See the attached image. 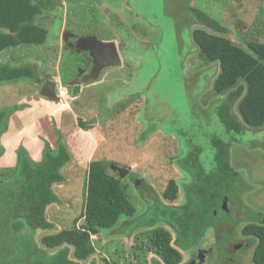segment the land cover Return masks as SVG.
Returning a JSON list of instances; mask_svg holds the SVG:
<instances>
[{"label":"rangeland","instance_id":"rangeland-1","mask_svg":"<svg viewBox=\"0 0 264 264\" xmlns=\"http://www.w3.org/2000/svg\"><path fill=\"white\" fill-rule=\"evenodd\" d=\"M41 1L45 11L36 24L48 31L45 43L7 50L0 55L1 63L36 66L37 85L52 80L68 87L78 70L87 65L86 50L75 46L73 38L113 41L119 46L122 60L121 65L106 67L96 80L82 84V91L69 103L70 108L57 106L55 117L44 114L42 108L36 111L42 115L39 121L34 112L25 117L18 114V119L11 112L12 136L5 141L3 156L9 165L18 149L33 157L38 146L57 141L60 133L72 153L73 161L64 170L67 180L56 187L62 204L48 209V219L55 230L45 235L74 227V221L83 214L88 165L102 159L110 163L108 173L122 181L137 214L92 237L94 260L97 264L104 260L111 264H162L152 249L151 231L167 229L172 233L174 246L179 248L174 228L164 221L171 211L168 206L178 207L186 202L185 184L192 181L188 170L216 173V138L230 144L229 164L237 174L233 189L237 205L244 210L235 212L234 220L264 222V126H245L236 105L233 113L241 123L239 132L225 130L216 108L226 95L213 89L218 64H208L191 38L195 29L209 31L195 23L193 10H197L225 26L228 32L223 36L243 49L251 41L264 43V0ZM112 17L124 28L117 29ZM4 31L0 28V32ZM68 35L71 36L65 42ZM27 83L0 85V111L29 109L25 103L34 101L19 100L34 88L35 84ZM239 85L245 87L244 81ZM77 118L96 131L98 149L77 133ZM16 143L17 149L13 147ZM188 161L193 167L185 166ZM172 180L180 192L178 200L171 204L163 193ZM82 224L80 219L76 226ZM241 228L238 224V240L243 239ZM207 242V246H212V238ZM180 251L181 264H190L193 254ZM252 251L247 264H253Z\"/></svg>","mask_w":264,"mask_h":264},{"label":"trees","instance_id":"trees-1","mask_svg":"<svg viewBox=\"0 0 264 264\" xmlns=\"http://www.w3.org/2000/svg\"><path fill=\"white\" fill-rule=\"evenodd\" d=\"M44 11L41 0H0V28L5 30L0 32V55L22 46L43 45L48 31L37 25L36 19ZM193 14L195 23L209 29L193 30V43L208 64H218L219 73L213 89L217 94L226 95L216 108L221 124L227 132H239L241 123L233 113V108L238 105L245 126L263 127L264 43L251 41L243 49L223 36L228 32L225 26L203 12L193 10ZM112 18L117 29L124 28L117 18ZM38 80L36 66L0 62V85L25 81L35 84ZM241 81L245 87L239 85ZM12 111L11 108L0 111V134L7 128ZM77 124L84 130L91 129L81 118ZM213 143L216 173L188 170L192 181L185 184L186 202L178 207L168 206L171 211L164 221L174 228L179 248L174 246L172 233L167 229L161 227L151 231L152 249L162 264H181L180 249L194 251L200 241L209 238L218 251L217 255L211 253L208 257L214 264H222L221 255L229 248L226 237L231 235L229 238L238 240V224L242 225L244 243L236 253L245 255V249L249 248L248 254L254 250L253 264H264V222L234 220V213H239L243 207L237 205L238 198L233 189L237 174L229 164L230 144L220 138L214 139ZM2 153L0 144V155ZM16 156L14 167L0 168V264H81L87 261L97 264L93 258L96 249L92 237L114 229L122 219L134 218L137 214L122 181L108 173L110 163L102 159L89 163L83 214L74 221V227L45 235L55 230L48 219V209L62 204L56 187L67 180L64 170L73 161L71 150L60 133L55 150L45 143L40 161L33 160L24 149H18ZM189 164L193 167L189 161L185 166ZM179 192V185L172 180L163 198L175 203ZM242 216L244 218V211ZM80 219L83 224L76 226ZM39 234L43 236L39 238ZM103 264L111 263L104 260Z\"/></svg>","mask_w":264,"mask_h":264},{"label":"water","instance_id":"water-1","mask_svg":"<svg viewBox=\"0 0 264 264\" xmlns=\"http://www.w3.org/2000/svg\"><path fill=\"white\" fill-rule=\"evenodd\" d=\"M70 36H65V42L68 41V37ZM73 40L75 46L83 47L86 50V57L92 63V68L87 75L81 78L79 71V75L70 84L72 95L77 96L81 91L82 84L90 80H96L104 68L119 66L122 64V60L119 54V46L113 41H100L96 37H76ZM56 89V83L52 80H47L40 88V96L58 104L60 100Z\"/></svg>","mask_w":264,"mask_h":264},{"label":"crops","instance_id":"crops-1","mask_svg":"<svg viewBox=\"0 0 264 264\" xmlns=\"http://www.w3.org/2000/svg\"><path fill=\"white\" fill-rule=\"evenodd\" d=\"M107 79H105V80H102L100 83H103L104 81H106ZM100 81V80H99ZM21 83V82H20ZM17 84V83H16ZM28 84V83H27ZM34 86V88L32 89L31 88V90H29V91H26L23 95H21V97H20V99L19 100H24V101H34L33 103L32 102H27V103H25V107H27V108H29L27 111H25V110H18L17 109V107L14 109V113H15V118H17V115L18 114H23L24 115V117L25 116H27L28 114H30V112H34V114L37 116L36 118H37V120L39 121V118L40 117H42V115L40 116H38V113L36 112L38 109H40L41 110V108H42V110L43 111H45L44 112V114L45 113H52V117H55L54 115H55V113H56V111H57V106H59L57 103H55V102H51V101H48V100H46L45 98H42L41 96H40V88H41V86L40 85H37V83H35V85H33ZM40 86V87H39ZM81 91H82V88H81ZM73 101V99H71L70 100V102H72ZM46 108V110L44 109V107ZM30 108H33L34 110H30ZM64 109H68L67 107L65 108V107H63ZM62 108V109H63ZM69 108H70V105H69ZM59 109V108H58ZM68 111V110H67ZM69 113V112H68ZM18 119V118H17ZM79 118H77L76 120H78ZM16 122H17V120H16ZM84 122H85V120H84ZM41 123L42 124H44L45 125V123L43 122V120L41 119ZM13 124V121H12V119H11V115L9 116V119H8V121H7V128L5 129V131H3L1 134H0V144L2 145V147H3V153L0 155V168H10V167H14L15 166V164H16V161H17V156L13 159V161L10 163V165L7 163V160L5 159V157H3L4 156V151H6L5 150V147H6V144H5V141H7V140H9V138L12 136V134H10V132L12 131V125ZM57 127V126H56ZM43 128V127H42ZM43 129H45V128H43ZM76 130V129H75ZM77 130H78V134L79 133H81V135H84L85 137H87L88 138V140L92 143V145H93V148L96 146L97 147V149H98V145L100 144L98 141H97V139L95 138V133H96V131H92L91 129H89V131L88 130H83V129H80V128H78L77 127ZM89 132H91L90 133V136H91V138L89 137ZM18 134L19 133H16V136H18ZM66 135V134H65ZM17 138H19V137H17ZM22 142V139H20L19 138V141H18V143H21ZM18 143H16L15 144V146H13L15 149H17L18 148V146H19V144ZM56 143H57V141H49V146L53 149V150H55V148H56ZM44 144V143H43ZM45 145V144H44ZM44 148L45 147H43L42 146V148H41V146H38L37 147V150H36V152H35V154L33 155V157H31L33 160H35V161H40L41 159H42V155H43V152H44ZM95 152L97 153V150H95ZM95 153V154H96ZM66 168H68V166L66 167ZM65 168V169H66Z\"/></svg>","mask_w":264,"mask_h":264},{"label":"flooded vegetation","instance_id":"flooded-vegetation-1","mask_svg":"<svg viewBox=\"0 0 264 264\" xmlns=\"http://www.w3.org/2000/svg\"><path fill=\"white\" fill-rule=\"evenodd\" d=\"M73 48L75 49V47H73ZM86 60H87V65L85 64L84 68L79 69L77 72L78 73L77 76H78L79 71H80V77L81 78L84 77V75H87L92 68L91 61L88 60L87 57H86ZM230 236L231 235H228V237H226V240H228L227 243L229 245V248L225 249V251L227 253L223 251V254L221 255V256H223V258H222L223 260H221L222 264H247L246 259L249 255L248 254L249 248L245 249L247 251V252H245V255H243L244 253H241V254L236 253L239 250V248H241L243 246L244 241H243V239H241V240H238V242L237 241L235 242L234 238L233 239L229 238ZM207 244H208L207 239H203L202 241H200L198 243V246L194 251L193 250H187L188 253L193 254V257H192L190 264H214L213 262L210 261L211 259L209 257L211 255V253H214L215 255H217L218 250H216V247H214L215 246L214 243H212V246H209V245L207 246ZM226 255H228V256H226ZM208 260H209V262H208Z\"/></svg>","mask_w":264,"mask_h":264},{"label":"built area","instance_id":"built-area-1","mask_svg":"<svg viewBox=\"0 0 264 264\" xmlns=\"http://www.w3.org/2000/svg\"><path fill=\"white\" fill-rule=\"evenodd\" d=\"M58 97H59V103L61 107H68L69 106V101H70V96H69V91L68 87L60 84L58 87Z\"/></svg>","mask_w":264,"mask_h":264},{"label":"clouds","instance_id":"clouds-1","mask_svg":"<svg viewBox=\"0 0 264 264\" xmlns=\"http://www.w3.org/2000/svg\"><path fill=\"white\" fill-rule=\"evenodd\" d=\"M74 77H75V76H74ZM74 77H73V78H74ZM90 81H91V80H90ZM55 83H56V82H55ZM42 84H43V83H42ZM42 84H41L40 86H42ZM56 86H57L56 92H57V96H58V87H59V86H58L57 84H56ZM66 87H67V86H66ZM68 91H69V96H70V98H71V99L75 98L74 96L71 95V94H72V87L70 86V84L68 85ZM71 99H70V100H71ZM69 103H70V101H69ZM58 105L61 106L60 103H58Z\"/></svg>","mask_w":264,"mask_h":264}]
</instances>
